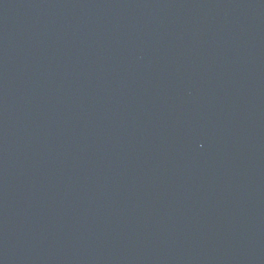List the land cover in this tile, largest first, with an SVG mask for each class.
<instances>
[{
    "label": "water",
    "instance_id": "obj_1",
    "mask_svg": "<svg viewBox=\"0 0 264 264\" xmlns=\"http://www.w3.org/2000/svg\"><path fill=\"white\" fill-rule=\"evenodd\" d=\"M0 264H264V0H0Z\"/></svg>",
    "mask_w": 264,
    "mask_h": 264
}]
</instances>
